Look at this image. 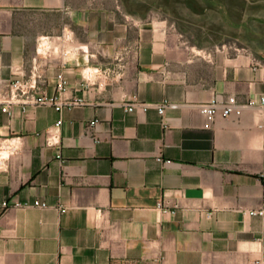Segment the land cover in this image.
I'll list each match as a JSON object with an SVG mask.
<instances>
[{"label": "crops", "instance_id": "crops-1", "mask_svg": "<svg viewBox=\"0 0 264 264\" xmlns=\"http://www.w3.org/2000/svg\"><path fill=\"white\" fill-rule=\"evenodd\" d=\"M194 2L177 23L119 0H0V264H264V217L245 214L264 207V115L208 128L198 108L264 96V47L205 42ZM17 80L81 104L4 112Z\"/></svg>", "mask_w": 264, "mask_h": 264}, {"label": "rangeland", "instance_id": "rangeland-1", "mask_svg": "<svg viewBox=\"0 0 264 264\" xmlns=\"http://www.w3.org/2000/svg\"><path fill=\"white\" fill-rule=\"evenodd\" d=\"M122 2L127 12L148 16L156 13L162 16L172 18L179 23L181 20H187V5L195 3L192 0H119ZM210 4L209 12L197 16H192L191 20L196 25L199 20L205 25L202 30L210 38L205 42L217 40L216 37L228 42V33L235 34L238 39H246L248 46L260 50L264 47V0H205ZM230 6L233 12L231 16L224 13L223 4ZM214 7V9H212ZM211 9V10H210ZM185 10V12H184ZM210 29L212 31H210ZM215 34H214V33ZM232 41V40H230Z\"/></svg>", "mask_w": 264, "mask_h": 264}, {"label": "built area", "instance_id": "built-area-1", "mask_svg": "<svg viewBox=\"0 0 264 264\" xmlns=\"http://www.w3.org/2000/svg\"><path fill=\"white\" fill-rule=\"evenodd\" d=\"M66 80L61 75L60 76V84L58 89L61 91L65 90L66 87ZM10 96L7 101H5L6 107L3 108L4 112H8L7 106L11 102H27L33 103L35 105H47L51 107H55L57 111H61L65 107H70L74 105H79L81 102H61L57 98H48L46 96L37 97L34 94V91L37 89V85L34 81H21L17 80L11 82L10 85ZM168 107H176V105H154V104H147V103H133L132 105L128 106L129 111H134L135 109H139L141 111L146 112L150 108L158 109L159 113L163 115L165 110ZM199 110L206 116L207 118V127H212L219 117L228 118L232 115H241L242 111L245 108H252L258 109L264 115V96L258 99H252L247 104L241 105L237 102L236 98L229 97L227 99H213L209 103H204L198 106ZM62 121H58L53 127H51L47 131V146L48 147H56L59 148L60 140H61V129ZM10 156V150L5 145L4 142L0 141V170L4 169L5 161ZM28 205L22 204L18 201L13 203L14 208H23ZM35 207L46 208L47 204L36 202L34 203ZM163 206L162 203H159V207ZM5 209L10 207L9 202H5L3 204ZM64 211V210H62ZM245 214L252 216V217H264V207L259 209H254L252 211H247Z\"/></svg>", "mask_w": 264, "mask_h": 264}]
</instances>
